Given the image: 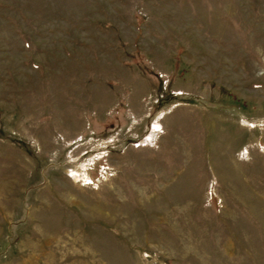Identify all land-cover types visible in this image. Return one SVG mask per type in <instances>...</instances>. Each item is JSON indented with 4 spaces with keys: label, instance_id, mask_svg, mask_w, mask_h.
<instances>
[{
    "label": "rangeland",
    "instance_id": "374dc122",
    "mask_svg": "<svg viewBox=\"0 0 264 264\" xmlns=\"http://www.w3.org/2000/svg\"><path fill=\"white\" fill-rule=\"evenodd\" d=\"M0 264H264V0H0Z\"/></svg>",
    "mask_w": 264,
    "mask_h": 264
}]
</instances>
